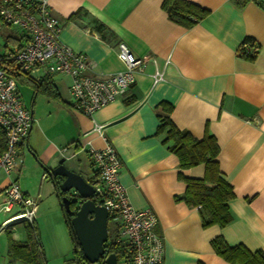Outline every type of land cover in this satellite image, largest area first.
<instances>
[{"label":"crops","instance_id":"0c3cea01","mask_svg":"<svg viewBox=\"0 0 264 264\" xmlns=\"http://www.w3.org/2000/svg\"><path fill=\"white\" fill-rule=\"evenodd\" d=\"M188 1L208 11L191 27L173 21L163 0H48L61 25V40L95 61L97 72L123 70L119 42L139 58H154L156 64L147 62L143 71L134 73L128 92L92 117L72 110L66 74L42 76L39 85L20 79L28 97L35 88L30 102L22 99L31 111L32 126L17 146L16 167L9 175L0 169V223L14 214L2 216L7 213L1 207L2 188L16 181L37 203L38 233L43 200L56 193L45 168L65 158L69 169L92 183L97 175L89 149L110 143L122 162L119 181L129 202L137 209L151 208L156 215L155 231L163 241L160 264H231L210 245L219 235L230 246L264 250V8L252 0ZM245 38L259 44L252 60L237 55ZM19 42L13 32L6 35L0 54ZM155 66L163 73L157 83L152 78ZM162 103L171 108L166 110ZM161 117L196 138L208 133L216 139L219 170L234 193L228 201L233 217L229 224L203 227L198 207L177 198L186 188L179 172L201 178L204 165L180 169L177 155L162 142L163 134H156ZM94 122L104 124L103 135L92 130ZM23 223L7 226L14 241H26ZM8 242L0 237V264L8 263Z\"/></svg>","mask_w":264,"mask_h":264},{"label":"built area","instance_id":"2783aa9c","mask_svg":"<svg viewBox=\"0 0 264 264\" xmlns=\"http://www.w3.org/2000/svg\"><path fill=\"white\" fill-rule=\"evenodd\" d=\"M0 20L13 28L20 42L0 54V128L5 135V148L0 154V169L7 175L16 167L17 146L27 137L32 126V114L24 106L16 80L6 67L40 81L42 76L66 74L72 110L86 117L99 108L125 95L134 82V73L143 71L154 58L135 56L124 42L117 46V57L123 70L113 73L96 71V62L83 52H76L61 38V25L50 10L48 0H0ZM247 53H256L259 46L243 41ZM168 63V61L166 60ZM153 82L163 78L155 66ZM97 134L103 135L104 124L94 122ZM63 148L62 151H65ZM91 165L97 177L93 184V198L108 211V219L115 227L112 240L123 245L121 264H160L163 259L162 237L156 233L157 218L151 208H134L125 187L119 181L121 159L110 144L89 149ZM1 207L11 212L19 210L0 223V231L18 220L34 222L36 201L26 196L16 181L2 188Z\"/></svg>","mask_w":264,"mask_h":264},{"label":"trees","instance_id":"16d2710c","mask_svg":"<svg viewBox=\"0 0 264 264\" xmlns=\"http://www.w3.org/2000/svg\"><path fill=\"white\" fill-rule=\"evenodd\" d=\"M246 2L248 0H239ZM264 8V3L258 0H252ZM163 8L167 11L168 16L178 24L185 27H191L198 20L207 14V10L188 0H163ZM102 26L101 24L99 27ZM244 41L250 42V45L259 46L252 38H245ZM256 53H247L244 47L237 50L238 57L252 60ZM11 76L16 80L25 79L35 85L36 82L30 76H27L17 70L6 67ZM166 110L171 108L170 104L162 103ZM156 134H163L162 142L168 145V149L177 155L180 169H186L198 164L204 165V175L201 178L185 177L179 172V177L186 183V188L179 199H183L188 205L198 207L202 219V226L208 227L218 225L223 227L229 224L233 217L230 212L228 201L234 196L232 185L222 177L219 170L216 156L218 154V144L214 136L206 133L202 138H196L187 130L179 129L169 117H161L160 123L156 128ZM5 148V135L0 128V154ZM46 175H49V169L45 168ZM57 197L61 203L63 193L58 188V180L52 178ZM95 182V181H94ZM92 181V183H94ZM70 211L67 212L62 207L64 221L72 243V261L75 264H90L85 259L81 246L77 240L71 217L77 210V205L71 203ZM26 235L25 242L14 241L9 237L8 242V263L15 264L16 261H23L29 264H47L43 246L38 238L37 228L34 222L24 221L23 223ZM10 233V232H9ZM212 249L231 264H264V250L258 249L250 251L245 245L237 244L228 245L222 236H215L210 240ZM105 254L98 262L93 264H104L103 260L109 253H115L118 262L123 258L124 248L122 244L115 243L112 238L104 244Z\"/></svg>","mask_w":264,"mask_h":264},{"label":"water","instance_id":"95a60500","mask_svg":"<svg viewBox=\"0 0 264 264\" xmlns=\"http://www.w3.org/2000/svg\"><path fill=\"white\" fill-rule=\"evenodd\" d=\"M61 158L58 165L49 170V175L58 180V188L63 193L61 206L69 212L71 203L77 205L71 217V225L88 263L99 261L105 254L104 244L108 241V211L93 198V184L80 173L69 169ZM72 192V199L66 193ZM104 264H118L115 253H109Z\"/></svg>","mask_w":264,"mask_h":264},{"label":"rangeland","instance_id":"374dc122","mask_svg":"<svg viewBox=\"0 0 264 264\" xmlns=\"http://www.w3.org/2000/svg\"><path fill=\"white\" fill-rule=\"evenodd\" d=\"M12 32L13 28L0 20V44H3L6 35L12 34ZM16 83L18 88L21 89V99L25 100V98H29L28 102H30V98L34 95L35 88H31L32 93L28 97L26 93V83L22 82L18 78L16 79ZM41 210L43 214L41 215V219L38 224V235L44 249L47 264H75L72 261V243L64 221L62 206L56 193H54V196H47L44 198ZM16 212L17 208L15 206L14 211L10 213H2V216L8 217L12 213ZM15 226L17 228L21 227L20 224H16ZM112 226V222H109L110 238H113L114 236ZM20 230L25 232L24 226H22ZM9 234L10 233H8L6 229L0 231L1 238L7 237L8 239Z\"/></svg>","mask_w":264,"mask_h":264},{"label":"flooded vegetation","instance_id":"af4514ba","mask_svg":"<svg viewBox=\"0 0 264 264\" xmlns=\"http://www.w3.org/2000/svg\"><path fill=\"white\" fill-rule=\"evenodd\" d=\"M71 194H72V192H68V193H66V195L69 197V198H73L72 196H71Z\"/></svg>","mask_w":264,"mask_h":264}]
</instances>
